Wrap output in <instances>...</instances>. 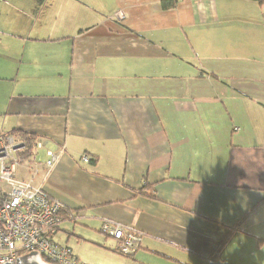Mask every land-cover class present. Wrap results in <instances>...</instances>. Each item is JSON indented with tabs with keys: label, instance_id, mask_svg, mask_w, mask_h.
<instances>
[{
	"label": "crops",
	"instance_id": "0c3cea01",
	"mask_svg": "<svg viewBox=\"0 0 264 264\" xmlns=\"http://www.w3.org/2000/svg\"><path fill=\"white\" fill-rule=\"evenodd\" d=\"M164 4L0 0V135L44 142L18 176L97 226L79 245L116 252L111 220L144 233L120 264H264V5Z\"/></svg>",
	"mask_w": 264,
	"mask_h": 264
},
{
	"label": "built area",
	"instance_id": "2783aa9c",
	"mask_svg": "<svg viewBox=\"0 0 264 264\" xmlns=\"http://www.w3.org/2000/svg\"><path fill=\"white\" fill-rule=\"evenodd\" d=\"M39 149H45L42 140H38L27 160L34 161ZM25 150L26 143L18 135H0V264H18L19 256L32 251L52 264H86L79 261L70 247L52 240V232L61 224L59 213L63 204L34 183L39 174L37 167L31 171L32 180L18 176ZM60 153L46 150L45 180ZM90 159L84 155L81 160L89 164ZM101 231L118 242L116 251L127 258L135 256L144 238V233L111 220H104ZM209 263L216 264L214 260Z\"/></svg>",
	"mask_w": 264,
	"mask_h": 264
},
{
	"label": "rangeland",
	"instance_id": "374dc122",
	"mask_svg": "<svg viewBox=\"0 0 264 264\" xmlns=\"http://www.w3.org/2000/svg\"><path fill=\"white\" fill-rule=\"evenodd\" d=\"M237 3L241 4L243 2L237 1ZM243 4H244V6H246V3H243ZM41 150L42 149H39L36 151V153H37L36 159H37V157H39V155H40L39 151H41ZM41 155H43V154H41ZM39 160H40V158H39ZM34 163L35 162H30V161L24 159V160H22L20 167H26L28 165L35 166ZM20 171H21V169H20ZM83 223L87 224L89 226V228L84 227ZM73 228H74V230H73ZM95 229H97V226L91 225L87 221L86 222H80V223L75 222V221H63L61 223L58 231L53 235V239L57 243H60L62 245L64 244L65 246L72 248L73 254L74 255L77 254L82 259V260L79 259V261L86 263V264H120L121 259H125V260L131 259V258H127V257L124 258V256L116 253L117 251L114 252V251L108 250V252H107V251H101V250H94V249L90 248L85 243H82L80 245L76 243V237L77 236H81L85 240H92L93 238L97 237L98 232ZM64 231H66V232H64ZM69 231L70 232L74 231L76 236L74 238L71 237L72 235L69 236L68 235ZM101 234L106 240L115 242L116 247L114 250H116V248L118 246V242L103 232H101ZM68 236L70 237V239L72 238L70 240V242H66ZM82 254H88V255L93 256V261L85 260L81 256ZM129 261H131V260H129Z\"/></svg>",
	"mask_w": 264,
	"mask_h": 264
},
{
	"label": "trees",
	"instance_id": "16d2710c",
	"mask_svg": "<svg viewBox=\"0 0 264 264\" xmlns=\"http://www.w3.org/2000/svg\"><path fill=\"white\" fill-rule=\"evenodd\" d=\"M251 1H257L261 5H264V0H251ZM164 7L165 8H174V7H176V4H175V2L173 0H167V1L165 0ZM9 134L18 135V136H20L23 139V141H25V143H26V150L22 153V159H26L27 160V158L30 155L33 154V152H34V146L37 144V142L39 140V137L36 134L25 133V132H22V131H12ZM97 161H98V157L95 156V158H91L90 159V162L89 163L91 165H96L97 164ZM76 216L77 217L79 216V213L78 212L77 213L76 212H73V211L69 210L67 207H65L64 205H62V208H61L60 213H59V217L61 219V223L63 221H75L76 218H77ZM58 228H60V225L56 229H58ZM101 230H102V227H101ZM53 232L51 234V238L54 241V239H53ZM54 243H56L58 245H62V244L57 243L55 241H54ZM117 253L119 254V252H117Z\"/></svg>",
	"mask_w": 264,
	"mask_h": 264
},
{
	"label": "water",
	"instance_id": "95a60500",
	"mask_svg": "<svg viewBox=\"0 0 264 264\" xmlns=\"http://www.w3.org/2000/svg\"><path fill=\"white\" fill-rule=\"evenodd\" d=\"M18 264H52L47 262L39 252L32 251L18 257Z\"/></svg>",
	"mask_w": 264,
	"mask_h": 264
}]
</instances>
